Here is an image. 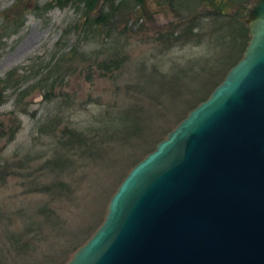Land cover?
<instances>
[{"label":"rangeland","instance_id":"374dc122","mask_svg":"<svg viewBox=\"0 0 264 264\" xmlns=\"http://www.w3.org/2000/svg\"><path fill=\"white\" fill-rule=\"evenodd\" d=\"M50 1L0 0V80L22 67L29 87L0 107V264L68 262L251 38L243 2L217 16L200 0H102L113 18L90 28L83 4L45 12Z\"/></svg>","mask_w":264,"mask_h":264},{"label":"water","instance_id":"95a60500","mask_svg":"<svg viewBox=\"0 0 264 264\" xmlns=\"http://www.w3.org/2000/svg\"><path fill=\"white\" fill-rule=\"evenodd\" d=\"M243 58L136 164L65 264H264V0Z\"/></svg>","mask_w":264,"mask_h":264},{"label":"trees","instance_id":"16d2710c","mask_svg":"<svg viewBox=\"0 0 264 264\" xmlns=\"http://www.w3.org/2000/svg\"><path fill=\"white\" fill-rule=\"evenodd\" d=\"M107 1H116V0H107ZM192 1V0H191ZM190 0H182L183 4H187L191 9L192 6ZM203 5H211L214 7V11L217 16H224L226 15L229 11V7L233 6L236 2H243L244 4H252L253 6L258 2V0H200ZM102 0H51L47 4L43 6V9L45 12H50L53 9L59 8V9H64L68 7L69 5L76 6L78 3H81L84 5L86 13V24L90 27L93 28L95 26H100L107 24L108 21L113 18V13H107L101 8L102 10L99 9V7L102 4ZM138 5H141L143 3V0H136ZM188 9V8H187ZM188 9V10H189ZM182 20H185L187 25H190L191 23H196L199 21V16L196 13H191L187 14L185 18ZM25 23V20L20 21L19 23L13 24V26H9L8 29L14 28V31L19 30ZM197 26V24H195ZM195 26V30L197 27ZM193 27V26H191ZM194 30V28H192ZM22 67L16 68L11 70L10 72L7 73V76L0 80V107L3 106L4 104L8 103L9 99L13 95H24L26 94L25 91L29 89V87H25L26 80L21 78L20 71H22ZM55 82H51L49 85H46L44 87H47L48 89L54 90L55 89ZM218 86V85H217ZM215 86V88L217 87ZM25 88V89H24ZM34 88L32 87V90ZM214 90V89H213ZM28 91V90H27ZM13 94V95H12ZM209 97H206L203 99L201 102L206 101ZM201 102H199L195 107H193L190 111H192L194 108H196ZM14 112V111H13ZM1 118V116H0ZM184 119V118H183ZM182 119V120H183ZM3 131V130H1ZM17 134L14 133L13 137L11 139L14 140L15 135ZM4 136V132H0V137ZM73 136H76V132H73Z\"/></svg>","mask_w":264,"mask_h":264}]
</instances>
